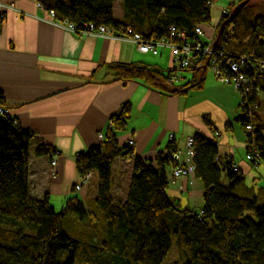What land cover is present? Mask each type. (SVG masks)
Segmentation results:
<instances>
[{
	"label": "trees",
	"instance_id": "obj_1",
	"mask_svg": "<svg viewBox=\"0 0 264 264\" xmlns=\"http://www.w3.org/2000/svg\"><path fill=\"white\" fill-rule=\"evenodd\" d=\"M56 18L84 27V23L107 25L125 33L146 36L167 35L168 28L186 30L196 37L198 25L212 21V0H122V17H116V0H42ZM244 0H240L242 2ZM237 5L230 4V9ZM225 12L217 27L225 23L218 48L234 55L253 54L264 62V0L244 5L232 21ZM3 17H0V22ZM130 28L129 32L127 29ZM218 33H216L217 37ZM116 80L142 81L149 88L167 94L187 93L202 86L203 69L188 68L193 78L176 84L170 75L144 63L114 64ZM254 76L251 69L246 70ZM257 98L264 99V73L255 75ZM243 127L252 122L255 148L253 165L264 164V122L260 112L252 116L240 104ZM0 107L5 100L0 93ZM131 104L125 103L111 117L104 139L77 155L79 174L97 173L98 190L86 206L77 196L56 210L48 195L31 194L30 144L33 133L24 129L10 112L0 113V264H177L165 262L173 248L183 255L182 264H264V197L247 186L244 173L233 162L217 160V144L197 133L196 177L205 184L200 211L184 208L168 194L167 168L171 165L172 140L167 151L151 158L136 156L125 201L113 197V163L116 157L134 153L130 143L119 145L117 133L127 126ZM205 121L213 127L209 117ZM42 142L37 155L55 152ZM223 173L227 182L222 179ZM76 190V188H75ZM76 216L85 227L77 236L67 231V219ZM67 252L61 262L59 254Z\"/></svg>",
	"mask_w": 264,
	"mask_h": 264
},
{
	"label": "crops",
	"instance_id": "obj_2",
	"mask_svg": "<svg viewBox=\"0 0 264 264\" xmlns=\"http://www.w3.org/2000/svg\"><path fill=\"white\" fill-rule=\"evenodd\" d=\"M2 1L15 7L4 9L0 22V93L10 114L34 135L29 165L34 197L48 195L56 210L73 196L87 207L91 205L98 175L94 172L89 182L75 190L81 180L77 155L101 143L100 134L106 132L111 117L128 102L131 114L117 139L120 146L133 139L134 153L114 160L116 201L128 197L136 156L151 158L167 151L172 140L176 150L184 151L188 138L197 133L217 144L221 161L231 156L244 173L247 186L264 197V164L255 166L246 157V134L239 120L244 112L234 85L219 81L209 68L201 72L202 86L181 94L162 93L142 81L116 80L112 66L119 63L175 69L170 49L163 48L156 55L142 53L129 40L69 31L56 24L37 0ZM222 13L214 23L203 24L205 40L216 39ZM182 74L183 80L176 84L193 78L191 71ZM261 108L259 115L264 122L263 105ZM204 117L211 119L213 127ZM42 142L56 151L37 155L36 148ZM167 175L168 194L182 207L200 211L205 189L202 179L174 178L171 166ZM222 179L227 182L224 173ZM67 220L81 223L72 216Z\"/></svg>",
	"mask_w": 264,
	"mask_h": 264
},
{
	"label": "built area",
	"instance_id": "obj_3",
	"mask_svg": "<svg viewBox=\"0 0 264 264\" xmlns=\"http://www.w3.org/2000/svg\"><path fill=\"white\" fill-rule=\"evenodd\" d=\"M216 0H212L214 2ZM42 0H37L40 7H43ZM15 7L13 4L6 5L0 0V17H3L4 9ZM49 14L56 24L68 29L73 33L92 35L105 38H115L132 41L137 49L142 53L158 54L161 49H170L175 64V70L170 75L171 82H178L183 80V69L191 67L198 69H211L213 74L223 83L232 84L240 95V104L245 107L248 114L252 116L260 112V103L255 98L260 94V90L256 87L255 75L264 73V62L258 60L255 55L248 53H241L234 55L230 52L215 47L214 39L205 40L203 38L204 30L202 25L195 28L196 37L189 38L186 30L170 26L167 35L158 37L157 35L146 36L141 33H125L115 27L107 25H96L93 22L84 23V27L80 28L76 23L59 20L56 18L54 10H49ZM129 32L130 28L127 29ZM247 69H251L254 76L247 73ZM257 96V97H256ZM254 101H252V98ZM9 112L7 107H0V113ZM254 125L252 122L247 123L244 127L246 134V157L249 161H253L254 154L257 152L254 148L253 152L250 147L255 146L253 136ZM102 140L104 133L100 134ZM129 143L134 144V140L130 139ZM196 141L194 137H189L184 151H172L171 169L174 178L189 177L190 180L196 177V164L194 157L196 154ZM219 160V157H216ZM231 159V156L228 158ZM56 161H53L55 163ZM257 162H255V166ZM234 170L238 166L233 163ZM92 172H87L81 176V180L77 183L76 189H81L82 185L88 182Z\"/></svg>",
	"mask_w": 264,
	"mask_h": 264
},
{
	"label": "rangeland",
	"instance_id": "obj_4",
	"mask_svg": "<svg viewBox=\"0 0 264 264\" xmlns=\"http://www.w3.org/2000/svg\"><path fill=\"white\" fill-rule=\"evenodd\" d=\"M256 1H261V0H252V2H256ZM231 3H234V4L238 5L240 3V0H235V1L234 0H216V1H214L212 3V18H213L212 19V23H214V21L217 20L218 16L220 15V13H222V11L224 9L227 8V10H224L223 11L222 15L225 12H227V11H231L232 12L234 10L233 8L230 9V4ZM114 8H115V15H116V17H118V18L119 17H122V11H123L122 0H116L115 3H114ZM216 33H218V30L217 29H216ZM209 71L212 72L211 69ZM261 102H259L260 103V109H262L261 108L262 105H263V109H264V100L262 102V105H261ZM260 112H261V110H260ZM231 160H232V157H231ZM92 177H93V174H91V176H90L89 179L91 180ZM77 185L78 184L75 185V188L77 187ZM58 210H60V209H58ZM72 217L77 218L76 216H72ZM74 221L75 220H67L66 228H67V231H69L73 235L77 236L76 234H78L79 231H82L84 229L85 225L82 224V223H79L78 224V223H76ZM66 257H67V252L66 251H62L59 254V260L61 262H63L66 259ZM182 261H183V255L180 253V251L177 248L176 236H174L173 237V248H172V251L168 255V257L166 258L165 262H169V263H174V262L176 263L177 262V264H182ZM75 264H84V263H82L79 260H77L75 262Z\"/></svg>",
	"mask_w": 264,
	"mask_h": 264
},
{
	"label": "water",
	"instance_id": "obj_5",
	"mask_svg": "<svg viewBox=\"0 0 264 264\" xmlns=\"http://www.w3.org/2000/svg\"><path fill=\"white\" fill-rule=\"evenodd\" d=\"M249 1H251V0H244V1L240 2V3L235 7V9L231 12V14H230V19H229V20L232 21V20L234 19V17L237 15V13L239 12V10H240L244 5H246ZM224 26H225V23H223V24L221 25L220 29H219L218 35H217V37H216V39H215V42H214L215 47L218 46V43H219V40H220V36H221V34H222L223 30H224Z\"/></svg>",
	"mask_w": 264,
	"mask_h": 264
}]
</instances>
